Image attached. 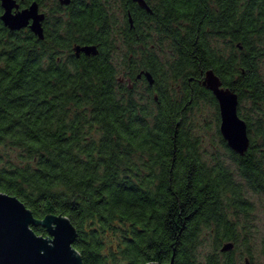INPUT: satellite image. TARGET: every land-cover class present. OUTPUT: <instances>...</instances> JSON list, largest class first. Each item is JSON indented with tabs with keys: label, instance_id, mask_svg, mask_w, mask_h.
<instances>
[{
	"label": "trees",
	"instance_id": "1",
	"mask_svg": "<svg viewBox=\"0 0 264 264\" xmlns=\"http://www.w3.org/2000/svg\"><path fill=\"white\" fill-rule=\"evenodd\" d=\"M17 1L51 9L40 40L8 29L0 3V193L36 220L67 217L83 264H241L235 219L254 206L224 161L204 159L188 114L210 102L221 123L203 85L213 71L250 135L243 156L222 142L264 195V0H145L151 13L133 0ZM205 230L214 251L203 260Z\"/></svg>",
	"mask_w": 264,
	"mask_h": 264
},
{
	"label": "water",
	"instance_id": "2",
	"mask_svg": "<svg viewBox=\"0 0 264 264\" xmlns=\"http://www.w3.org/2000/svg\"><path fill=\"white\" fill-rule=\"evenodd\" d=\"M151 13L145 0H133ZM71 0H60L61 5H69ZM3 9L1 20L11 31L29 28L40 40H44L43 23L45 14L34 2L21 9L17 0H0ZM131 23L132 20H130ZM76 52L97 55L96 47H77ZM147 79L154 84L150 74ZM203 85L215 96L220 110V132L228 147L239 155H244L250 147V135L246 122L239 116V97L225 88L213 71L206 72ZM33 226H42L48 236H39ZM77 230L71 221L62 215H49L44 220H36L32 211L17 197L0 193V264H83L82 256L74 248ZM234 248L226 244L223 252ZM158 264V263H149ZM170 264H175V260Z\"/></svg>",
	"mask_w": 264,
	"mask_h": 264
},
{
	"label": "rangeland",
	"instance_id": "3",
	"mask_svg": "<svg viewBox=\"0 0 264 264\" xmlns=\"http://www.w3.org/2000/svg\"><path fill=\"white\" fill-rule=\"evenodd\" d=\"M46 14H50L51 4L41 8ZM261 75L264 78V61L260 66ZM122 81L127 82V78L121 75ZM242 112L248 116L252 115V105L249 101H244L242 104ZM218 111L216 107L210 102H200L195 106L192 111L188 114V122L190 130L193 136L196 137L201 143V153L204 159L212 164L216 160L224 161L230 170L235 174L236 180L240 183L244 190L247 199L253 204V211L249 216H240L235 219L238 223L242 233V242L239 251L236 256L240 258L242 253L245 256L242 258L241 264H245L246 259H250L248 252L250 250L253 255V264H264V195H257L249 191L245 185L243 179L240 178L235 165L230 159V155L226 150L222 140L220 132L221 123L218 120ZM256 121V118L253 117ZM15 158V153L10 155ZM248 227L249 233L246 236L248 240V246L245 245L244 240V229ZM233 250V249H232ZM214 251L213 241L210 235L204 232L202 238V244L198 248V255L201 259H205L210 253Z\"/></svg>",
	"mask_w": 264,
	"mask_h": 264
},
{
	"label": "flooded vegetation",
	"instance_id": "4",
	"mask_svg": "<svg viewBox=\"0 0 264 264\" xmlns=\"http://www.w3.org/2000/svg\"><path fill=\"white\" fill-rule=\"evenodd\" d=\"M58 2H59V4L61 5L60 0H58ZM70 3H71V2H70ZM69 5H70V4H69ZM69 5H61V7H65V6H69ZM40 11H41L42 13H44L45 16H46L45 21H44V23H43V28H44V33H45L46 27L48 26V23H49V20H48V17H49V16H48L45 12L42 11L41 7H40ZM60 16H61V15H60ZM146 74H148V73H145V75H146Z\"/></svg>",
	"mask_w": 264,
	"mask_h": 264
}]
</instances>
